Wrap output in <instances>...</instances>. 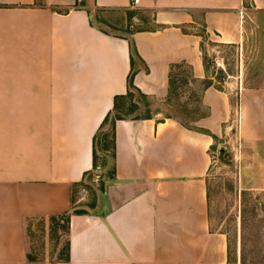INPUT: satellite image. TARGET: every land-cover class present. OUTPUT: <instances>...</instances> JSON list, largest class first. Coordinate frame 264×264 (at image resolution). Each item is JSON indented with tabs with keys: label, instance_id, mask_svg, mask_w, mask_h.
<instances>
[{
	"label": "crops",
	"instance_id": "obj_1",
	"mask_svg": "<svg viewBox=\"0 0 264 264\" xmlns=\"http://www.w3.org/2000/svg\"><path fill=\"white\" fill-rule=\"evenodd\" d=\"M252 11L264 13V0H0V264H35L25 221L71 211L74 186L93 170V138L129 76L165 101L171 65L207 77L194 24L239 45ZM237 101V139L262 152L264 171V87H240ZM202 103L209 114L192 128L158 114L116 121L113 177L94 213L70 215L61 264H228L207 175L231 93L210 86Z\"/></svg>",
	"mask_w": 264,
	"mask_h": 264
},
{
	"label": "rangeland",
	"instance_id": "obj_2",
	"mask_svg": "<svg viewBox=\"0 0 264 264\" xmlns=\"http://www.w3.org/2000/svg\"><path fill=\"white\" fill-rule=\"evenodd\" d=\"M143 21L140 27L151 26L150 15L138 13ZM192 31L201 35L202 52L207 76L221 89L231 93L233 111L226 124L228 131L215 142L210 153L212 163L207 175L209 189V219L211 229L227 234L229 244L228 264H264V189L255 188V181L264 183V171L255 161L263 162L259 150L241 146L237 139L239 113L237 92L242 86L264 87V13L246 15L239 45L219 41L200 22ZM176 91L169 100L160 101L141 97L137 93L132 101L138 108L130 114L161 117L179 116L195 127V118L207 109L199 99L202 81L185 82L186 67L175 70ZM110 126L107 131L110 132ZM98 138L99 166L89 172L73 188V207L70 212L94 213L105 184L112 174L111 152L101 148ZM256 167V168H255ZM67 216L51 221L34 218L25 221L28 259L35 264H61L67 255Z\"/></svg>",
	"mask_w": 264,
	"mask_h": 264
},
{
	"label": "trees",
	"instance_id": "obj_3",
	"mask_svg": "<svg viewBox=\"0 0 264 264\" xmlns=\"http://www.w3.org/2000/svg\"><path fill=\"white\" fill-rule=\"evenodd\" d=\"M204 63H205V59H204ZM181 67H186L188 70V72L186 74L185 82L194 83V82L202 81L203 88L201 90L200 97H199V99L201 100V103H202V94L205 91V89H207L210 86H214L217 89H221L219 86L214 84L212 79L208 76L202 80H198L197 78H195L191 72V67L188 64L176 63V64L171 65V68L169 71V87H168L167 100H169L172 97V95L174 94V92L176 91L177 73L175 72V70L178 68H181ZM205 68L207 70L206 64H205ZM136 93L141 97H146V95L144 93H142L137 87H135V85L132 82V75H131V76H129V84H128L127 92L125 94H119V95H116L114 97L113 108L106 114V116L104 117L102 123L100 124V126H99V128H98V130H97V132L93 138V169H96L99 166L98 152H97V146L99 144V142H98L99 134L102 133V135H103L101 140H100L101 148L105 151H110L111 156L113 157L115 155V123H116V121L119 119H126V118H134V119H138V118H142V117L149 118L151 116V115H144V116H132V117H130V114L133 113L138 108V103L136 101H132V98L135 96ZM203 106H205V105H203ZM206 109L207 110L203 114H201L195 118H192V120L194 122H197L199 119L207 116L209 114V109L207 107H206ZM166 117H175V118L179 119L181 121V123L183 125H185L186 127L192 128V126L189 125V123L187 121L183 120L179 116L167 115ZM107 126H110V128H111L110 132L107 131ZM113 174H114V169H112V174L110 175V177H113ZM72 213H85V212H82V211L67 212V213H63L60 215H52L49 217V219L51 221H56L57 218L67 216L66 217V219H67V230L69 231V218H70V215ZM69 258H70V252H69V242H68V244H67V255L65 258H63V262L68 261ZM243 263H244V261L242 262V264Z\"/></svg>",
	"mask_w": 264,
	"mask_h": 264
},
{
	"label": "built area",
	"instance_id": "obj_4",
	"mask_svg": "<svg viewBox=\"0 0 264 264\" xmlns=\"http://www.w3.org/2000/svg\"><path fill=\"white\" fill-rule=\"evenodd\" d=\"M141 0H131L132 6H137L140 3Z\"/></svg>",
	"mask_w": 264,
	"mask_h": 264
}]
</instances>
